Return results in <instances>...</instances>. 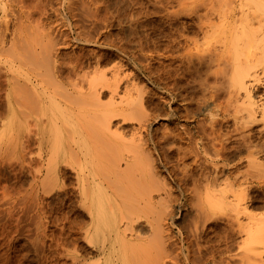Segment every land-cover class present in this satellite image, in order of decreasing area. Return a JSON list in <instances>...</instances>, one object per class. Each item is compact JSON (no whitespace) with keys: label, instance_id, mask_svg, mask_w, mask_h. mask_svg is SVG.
Instances as JSON below:
<instances>
[{"label":"bare ground","instance_id":"obj_1","mask_svg":"<svg viewBox=\"0 0 264 264\" xmlns=\"http://www.w3.org/2000/svg\"><path fill=\"white\" fill-rule=\"evenodd\" d=\"M15 1L22 8L19 14L10 6L18 13V22L12 29L3 24L5 31L0 32V56L5 55V61H0V118L22 121L37 116L39 123L34 124L37 127L29 125L27 130L31 132L32 128L33 137L36 133H49V157H46L49 167L46 166V176L40 178L44 185L40 183L44 187L41 194L50 193L53 185L62 184L65 171L76 175L81 222L74 234L81 235L84 245L81 244V255H72L71 264H256L264 252L261 250L264 217L259 216L262 213H254L247 200L254 188L264 184V140H261L264 138V0H180L178 16H197L199 28L194 29L199 38H191L184 56L181 55L188 65L182 80L199 77L200 80L203 75L206 79L203 77L205 80L197 83L200 89L193 87L192 92H185V87V91L180 88L177 92L168 87L166 78L162 80L160 97L167 103L162 114L180 119L176 122L180 126L168 130L165 125L160 136L151 133L157 116L145 110L149 102L147 90L133 82L121 85L126 74L124 71L121 75L122 65L111 67L110 71L96 68L98 71L95 70L96 75L93 71L92 77L85 71L81 74L89 63L84 67L79 57L61 61L59 47L49 38L50 26L46 28L43 19L41 25L39 16L34 18V12L50 16L46 1V4L44 0H36L34 4L28 0ZM1 8L4 11L6 5L2 4ZM52 10L56 9L52 6ZM99 59H104L103 55ZM80 80L87 83L86 88ZM149 83H152L150 79ZM103 97L108 100L104 101ZM177 102H181L179 108H173ZM118 117L120 122L136 124V127L132 125L130 135L119 131L120 128L112 130L113 120ZM242 164L245 169L241 170ZM6 181L5 184L1 181L4 184L1 187ZM29 191L22 193L23 196L30 194ZM14 192L20 195L19 190L18 195ZM34 205L30 204L31 209ZM184 209L194 213L190 222L182 219L180 210ZM178 219L183 221L175 233L173 223ZM222 224L227 228L223 229ZM24 252L27 253L26 249ZM4 264H11V258L6 257Z\"/></svg>","mask_w":264,"mask_h":264},{"label":"rangeland","instance_id":"obj_2","mask_svg":"<svg viewBox=\"0 0 264 264\" xmlns=\"http://www.w3.org/2000/svg\"><path fill=\"white\" fill-rule=\"evenodd\" d=\"M32 1H34V0H32ZM32 1L28 0L29 3H33V4L36 3V0L34 2H32ZM45 1L47 4L48 3H50V4H48V6H47V4L44 3ZM49 1H52V2H49ZM60 1H62V2H60ZM63 1L64 0H57V3H56V0L55 1H53V0L42 1L44 4H46L45 6H46V10L48 12V15H50L49 17L45 16V15H41V12H34L35 13L34 18L36 16L35 19H37L38 16H39L38 18H41V20H39L41 25L44 23L46 25V28H49V26H50L51 29L49 28V34H50L49 38L54 39L56 46L59 47L60 52H61L60 60L69 62L71 60V58H72V60H75L78 57L81 58V61L83 60L82 63L84 65V67L87 66V64L89 63L87 66L88 68L85 67V69H83L81 74H83V72L85 71V73H90L91 77L93 76L94 72L96 75L95 70H97V69L99 71H106V69H108V71H110L109 69H112L116 66L120 67L122 65V67H120L121 70L123 69L122 71L120 70L121 75L126 73L125 74L126 77L123 76L125 79H123V81L121 82V85H123L124 82H125V84L126 83L128 84L129 82L132 84V82H133V84L135 83L138 88H141L143 86L142 88H145V90H147V93H148L147 98H149V102L146 103L145 110L148 111V113H150L152 111L151 115L155 114L157 116L156 121L153 122V125L151 126V133L153 132L152 134L160 136L165 125H168L167 126L168 130L174 129V127L178 126L179 124L176 125V122L177 123L180 122L179 121L180 119H177L174 117H168L167 118L162 114L164 108L167 107V103H165V101L162 100V97H160L161 91H162L161 88L163 86L162 80H164V78H166V82H168V87H170V89L173 87L172 90L176 89L177 92L180 88H181L180 89L181 91H185V88H186L185 92H192V91H195L196 89L197 90L200 89V87H198L201 84L200 80H203L204 78L206 79L205 75H203L202 79H200V80H199L200 77L198 78V80H197V78H195L196 81H194L195 80L194 78H188V79L182 80V78L183 79L185 78L184 75L186 74L185 72H187V69H188V65L186 64L187 62L186 61L184 62L183 56L186 52V51H184V49L185 50L187 49L186 45H188L189 40L191 38H193V40H195L194 38H196V37L199 38L198 33L196 34L197 31L195 32V30H194V29L199 30L198 24H196L198 22V17L192 16L193 17V19H192V17H188L187 15L183 16V17L178 16L177 11H178L179 6H180L179 5V3L181 2L180 0H65L64 2ZM2 4L6 5V8L4 11L1 8ZM17 5H18V3L15 0L14 1L13 0L12 1L0 0V8H1L0 9V17H1L0 18V32L1 33H2L3 29H4L3 30V33H4V31H5L4 27L7 24H8V26H11V27H9V29H12V27H14L15 23L18 22V19L16 17H18L17 16L18 13L19 14L21 13L22 8H21L20 4L18 6ZM51 5L53 6V9H56V10L51 11V9H52ZM10 6L12 8H14L16 11H18V13L16 11L13 12L14 9H11ZM19 6H20V8H19ZM5 14H6V16H5ZM12 19H13V21H12ZM42 19H43V23H42ZM48 19H49V21H48ZM8 20H10V21L8 22ZM51 21H53V22H51ZM12 22H13V25H12ZM51 24L53 25V27ZM1 27H3V28L1 29ZM56 27L58 30L56 29ZM194 27H196V28H194ZM52 34H58V35H52ZM8 37H9V35L7 34V39H8ZM191 41H192V39L190 40V42ZM165 45H167L168 47ZM165 48L167 51L165 50ZM99 55H100V57H99ZM102 55H103L104 59L100 60L99 58H102ZM116 55H118V56H116ZM181 55H183V56H181ZM179 56H181V57L178 58ZM108 57H111V58H108ZM173 57L174 58L176 57L178 59H176V58L173 59ZM182 57H183V59H182ZM110 59L112 61H110ZM180 59L185 64H183L180 61ZM97 60H99V61H97ZM147 60H149V61H147ZM0 61L1 62L5 61V55L0 56ZM146 61L149 63L148 65L146 64ZM179 63H181V64H179ZM165 64H166V68H164ZM167 65L169 67H167ZM177 65H180V66L178 67ZM185 65H187V66H185ZM183 66H184V68H183ZM150 67H151V69H150ZM168 68H170L169 71H168ZM179 68H180V70H179ZM100 69H103V70H100ZM166 71H167V74H166ZM150 72H151V74H150ZM177 78L181 79L182 81L178 80ZM149 79H150V81H152V83H149ZM82 81L80 84H82ZM178 81H179V83H178ZM198 81H200V82H198ZM83 82H85V81H83ZM197 83H200V84H197ZM183 84H185V86ZM82 85H85L84 88L87 87L86 82L83 83ZM138 85L141 87H139ZM178 86H179V88H178ZM190 87L192 89L191 91H189ZM193 87H194V89L196 87L197 88L194 90ZM119 91H122V90L119 89ZM159 92H160V94H159ZM103 100L107 101L108 99H106V97H103ZM160 101L162 104L160 103ZM163 101H164V103H163ZM180 103L177 102L178 105L173 104L172 105L173 108L175 106H176L175 108H179ZM157 104L158 105L160 104V106H158ZM161 107H163V108H161ZM160 108H161V112H160ZM205 113H207V111ZM162 115L165 118H163ZM118 118H119V120H118ZM118 118H115L113 120V125L111 126L112 130L116 131V129L120 128L119 131H124L125 135H130L133 131L132 128L134 126L136 127V124L133 122L132 123L131 122H123V121L120 122L121 117H118ZM30 119L33 123L30 121ZM89 119L90 118L88 117L87 120H89ZM28 120L32 124H30V123L27 124L29 122ZM28 120L18 121V120H11L10 117L0 118V123H1L0 124V156H1L0 157V171H1L0 175L2 174L3 176H5L4 174H6V178L5 177L3 178L2 175H1V177L3 179L0 177V179H1L0 180V188H1L0 194L2 192H4L1 195L5 196V197L2 196V197H4V199L0 197L1 198L0 199V204H1L0 205V226L3 225L2 228L0 227V241H1L0 242V252L2 253V254H0L1 255L0 258L2 257L1 258L2 260L0 259V264H4L6 257L11 258V264L12 263L13 264H23V263L24 264H27V263L28 264H34V263L35 264H40V263L41 264H71L72 255H74V256L76 254L78 256L81 255L82 254V248L84 245L82 239H80L81 235L80 234H77V235L74 234V231L76 230L75 228H77L81 222V216H80L81 208H80V203H79L80 197H79V194L77 192V190H78L77 178H76V175L74 174V172L67 170V171H65V172H67L65 175L66 177H62L65 179L61 178V181L64 180L62 182V184L53 185L52 186V189L54 188L53 191H51L50 193H46V191H45V193H46L45 195L41 194V191L44 192V187L43 188L41 187L42 183L40 182V178H42L43 175L46 176V170L45 169H47L46 166H48V164L46 165V163L48 162L47 161L48 159H46V157L47 156L49 157V146H48L49 145V133L41 134V133L35 132L34 129L37 126L34 127V124L37 125L39 123L38 122L39 117L32 116V117L28 118ZM26 121H28V122L26 123ZM29 125H30V127L32 125L34 127L33 131L36 133L34 137L32 136V135H34V133L31 134L32 128H31V132L27 130L29 128ZM129 125H131V126H129ZM132 125H133V127H132ZM121 129H123V130H121ZM152 129H154V130H152ZM26 132L29 134H27ZM111 132H113V131H111ZM29 135H31V136H29ZM10 137H14L13 138L14 140L12 139V141H10L11 140ZM33 138H35V139H33ZM15 140H17V141H15ZM261 140H264V138H262ZM14 142H16V143H14ZM13 144H15L14 145L15 149L13 147ZM26 144H28V146ZM22 146L23 147L25 146L24 150L27 153H25L24 150L22 152V149H23ZM182 146H185V145H182ZM26 149H27V151H26ZM2 151H4L5 153H3ZM38 151L41 154H39ZM31 153H32V155H31ZM5 155L8 157V160L5 157ZM26 155L28 156V159H27ZM37 155H40L41 157L37 156ZM29 156L31 159L29 158ZM31 156H34L35 159H32L33 157H31ZM4 157L6 158L5 159L6 161L3 159ZM18 157H19L20 162L18 160ZM1 160H3V161H1ZM28 161H29V163H28ZM2 162H3V164H1ZM25 163H27V164H25ZM28 164H30V165H28ZM3 165L5 166V168ZM2 166H3V169L1 168ZM25 168H26V170H25ZM243 168L245 169L244 165L240 169L242 170ZM2 170L3 171L5 170L4 171L5 173ZM47 171H49V169ZM28 172L29 173L32 172L33 176H32V174L29 175ZM34 173L35 174L37 173L36 174L37 176H35ZM45 176L43 178H47ZM33 177L35 179H33V181L30 182V180H32ZM5 179H7L6 185L8 184V186L6 187V185H5L4 187H1L2 185L5 184ZM47 179H49V174H48ZM15 180L17 183H13V182H15ZM1 181H3L4 184ZM8 181H10L12 184L11 183L9 184ZM28 181L30 182V184L32 183L29 187H28V185H29ZM43 181H44V179H43ZM35 183H36V185H35ZM14 184H16V185H14ZM22 184H23V186L26 184L24 186L26 189L23 188V186L20 187V185H22ZM261 184L262 183H260L259 186L254 188L251 191V193H249L250 196L248 197L247 202L253 206V209H252V206H251V209L254 213H256V214L262 213L259 216L264 217V203H263L264 202V194H263L264 193V184H262V186H261ZM12 185H14L15 188ZM16 186H18V187H16ZM46 186L47 185H45V189L48 188V186L47 187ZM32 187L33 188L35 187L34 192L32 191L33 190ZM37 187H38V189H36ZM2 188H3V190H2ZM4 188H5V190H4ZM7 188H8V190H10L9 193L6 190ZM41 188L43 190H41ZM11 189L13 191H11ZM73 189L75 191H73ZM15 190H16V194H17V190H19L18 194L20 193V195L17 194L18 196H16L15 192H14ZM20 190L22 192H20ZM26 190L27 191L31 190V191H29V193L30 192L31 193L28 194V192H27V194L25 196H23V194L26 193L25 192ZM46 190H47V192H49L48 191L49 189H46ZM11 192L14 194V196L12 195ZM35 192L36 193L38 192L37 195ZM259 192H261V193L263 192L262 193L263 195L260 194ZM5 194H8V196H6ZM34 194L36 195V198H35ZM21 196H22V198H21ZM9 197H11L13 201ZM33 197H34V199H32ZM258 197H260V198H258ZM255 198H256V200H255ZM23 199H24V201H23ZM26 199L28 200V202ZM259 199H262V200H259ZM7 200H8V202H7ZM21 200H22V203H20ZM32 200H34V201L37 200L38 202L35 201L36 202L35 203ZM41 201L43 202L42 204L44 205V207H42V205L40 203ZM12 202L15 205L11 204ZM17 202H19V203H17ZM251 202H253V204ZM256 202H258V203H256ZM260 202H261V204H260ZM2 203H4V204L7 203L8 205L5 206L3 204L4 205L3 206ZM9 203H10L11 207L14 206L12 210H11ZM29 203L32 205H34V203H35L34 209H31L33 206H30ZM27 205H29L30 207ZM255 205L257 208L254 207ZM16 206H17L18 211L14 210ZM5 207H6V210H10V211H8L9 215H8L7 211L5 210ZM22 208L23 209L25 208V210L26 209L27 210L25 212L21 211V210H23ZM40 208H41V210H40ZM42 208H44L46 212H43L44 209H42ZM28 209H30L31 212H30V210L28 211ZM19 210L22 213H20ZM25 213H26V215H25ZM180 214H182V216L184 215V217H182V219L185 218L184 219V221L186 220L185 223H187V219H188V221L189 220L191 221L192 217L194 216L193 212L189 213V211H187L185 209L180 210ZM34 215L37 217L35 218ZM189 216H190V218H189ZM39 217H40V221H39ZM33 218L36 220L33 221ZM19 221H20V223H19ZM31 221H32L33 227L31 225ZM42 221L45 223H41ZM182 221L180 219L174 221L173 225H175L174 226V232L175 233L178 231V228L181 226ZM17 225H19V226H17ZM34 226H36V227L34 228ZM6 227L8 228V230ZM45 227H46V230H45ZM223 227L225 229L227 228L226 225L224 226V224H222V228ZM25 228L30 229V230L26 231ZM32 228H33V231H32ZM212 228L213 227L211 226L210 229H212ZM1 229L4 232V234H3V232H1ZM35 229H37L36 230L37 232L35 231ZM38 229H40V230L38 231ZM9 230H11L10 233H9ZM20 230H21V232L19 233ZM223 231L224 230L221 231L222 232L221 236H223L225 234V231L224 232ZM26 233H28V234H26ZM211 234L212 233H210V236L213 235V234L212 235ZM22 235H23V237H21ZM27 235H28L29 240L27 239ZM31 235H33V237ZM41 235H47V236H41ZM51 235H52V238L50 237ZM29 236H30V238H29ZM3 238H4V240H2ZM33 238L35 240H33ZM41 238L44 241H42ZM50 238H51L52 242L50 241ZM6 239H9L8 240L9 243L7 242ZM20 239L24 242V244ZM26 239L28 240V242ZM30 239H31V241H30ZM213 240H215V239L213 238ZM43 242H44V245H43ZM56 242H58V243H56ZM1 243H5V244L2 246ZM34 243H36L37 245ZM59 243H60V245H59ZM27 244H28V246H27ZM48 244H49V248H48ZM50 244H52V245L50 246ZM81 244H83V245H81ZM13 246H15V247H13ZM35 246H38L40 248H37L38 249L37 250ZM24 247H25L26 252H27L26 254L27 255L29 254L27 257L24 256V255H26L24 252L25 251ZM31 247L33 250L31 249ZM27 248H29L28 251H27ZM263 248H264V246H263ZM263 248L261 250L264 251ZM10 251H11V253H10ZM23 252H24V254H23ZM20 254H22V255H20ZM2 255H4V257ZM15 255L18 258L17 257L14 258ZM36 255H37V257H36ZM44 255H45V257H44ZM22 256H24L23 260H22ZM260 256H258L256 264H264V257H262V256H264V252ZM19 257H21V258L19 259ZM43 257L47 260H44ZM259 257L262 258V260L259 259ZM12 258H13V260H12ZM34 258H36L35 261H34ZM258 259H259V261H258ZM27 260H28V262H27ZM39 261H41V262H39ZM43 262H45V263H43Z\"/></svg>","mask_w":264,"mask_h":264}]
</instances>
